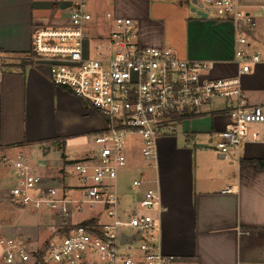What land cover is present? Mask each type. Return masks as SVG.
Instances as JSON below:
<instances>
[{
	"label": "built area",
	"instance_id": "obj_1",
	"mask_svg": "<svg viewBox=\"0 0 264 264\" xmlns=\"http://www.w3.org/2000/svg\"><path fill=\"white\" fill-rule=\"evenodd\" d=\"M192 1V7L208 16L214 12L229 18L237 44L248 45L255 19L240 0ZM56 6L57 21L34 29L26 60L47 69L52 83L100 114L104 126L93 136V154L71 163L66 171L79 181L72 195L40 174L42 165L24 154L11 160L17 182L9 199L52 214L62 224L43 250L30 235L0 237V264H177L176 257L162 249L164 206L158 178L133 180L129 190H136L137 205L131 214L123 206L118 179L128 165L127 141L140 138L146 166L157 170L159 139L223 101L229 125L210 147L225 157L240 152L259 138L252 128L264 123V109L250 104L242 86V77L260 63L261 52L237 48V75L211 77V62L185 60L171 48L143 44L139 24L132 18L112 11L95 15L87 10L86 0H59ZM2 73L0 64V77ZM139 209L155 210V215L147 213L141 219ZM126 212L129 216L123 221ZM85 213L88 217L73 221ZM125 228L134 229V234ZM123 236L132 241L122 243ZM134 242L140 243L135 250L119 248Z\"/></svg>",
	"mask_w": 264,
	"mask_h": 264
},
{
	"label": "crops",
	"instance_id": "obj_2",
	"mask_svg": "<svg viewBox=\"0 0 264 264\" xmlns=\"http://www.w3.org/2000/svg\"><path fill=\"white\" fill-rule=\"evenodd\" d=\"M240 3L255 19L246 47L237 44L229 18L203 19L191 12V0H97L93 13L132 18L143 44L171 48L185 60L211 62V77L237 75V48L260 51V63L242 77V86L250 104L264 109V0ZM55 6L56 0H0V197L6 180L17 182L11 160L18 154L35 164L42 159L43 176L72 195L79 181L66 171L93 154V136L104 126L94 111L57 88L47 69L26 60L34 29L52 19ZM228 125L226 103L216 101L159 139L157 170L146 166L140 147L141 156L128 158L119 174L118 181L132 173L135 179L158 178L162 249L177 264H264V169L255 165L264 161V123L252 128L257 140L222 158L210 143ZM55 147L61 152L57 170ZM131 184L121 193L125 202L135 201ZM227 188L231 193H223Z\"/></svg>",
	"mask_w": 264,
	"mask_h": 264
},
{
	"label": "rangeland",
	"instance_id": "obj_3",
	"mask_svg": "<svg viewBox=\"0 0 264 264\" xmlns=\"http://www.w3.org/2000/svg\"><path fill=\"white\" fill-rule=\"evenodd\" d=\"M58 2L59 0H56V3ZM96 3L97 0H86L87 10L93 13L97 6ZM55 8L56 9L52 14L53 17L51 16L52 19L46 18L44 21L46 24L44 23L43 25H50L51 23L53 24V22L57 21L60 12L58 10V6H55ZM211 15L214 16V12H212ZM49 19H51L50 24L48 23ZM62 90L65 91L64 89ZM69 94L72 95L71 93ZM83 106L85 109L86 108L88 109V107L85 104H83ZM67 108L70 109L69 106ZM71 114L77 115L74 112V110L71 111ZM95 114L99 118L102 117L97 112H95ZM178 138H179L178 143H181L182 142L181 137ZM69 144L70 141L68 142V145ZM91 144H93V142ZM140 147H141L140 138L138 137L129 138L126 144L128 158H132L134 157V155H140ZM51 155L53 156V160H54L53 166H56L55 169L57 170L59 168L57 164L61 160V152L59 151L58 148L55 147L52 150ZM36 163H40L43 167H45L42 159L36 161ZM59 172L60 171H57V173ZM39 173L43 175L41 170H39ZM136 177L137 174L135 173L126 174L125 177H122L121 175L119 180L120 193H125L126 187L130 183H132ZM4 183H5L4 184L5 188L0 197V237L14 236L18 233L24 235H30L36 241L35 243L36 248H38L39 250H43V248H45L44 246L46 245V243L49 240H51L56 233L60 232L59 227L61 226L62 222L52 214L36 212L29 208H24L21 205L11 201L8 197V191L11 190L16 185V183L14 180H10V179L6 180ZM136 205L137 204L133 202L123 201V206L127 207V211L130 212V214L135 210L134 207ZM128 212H126V214L123 216L121 215V219L123 221H127V217L129 216ZM139 212H140L139 218L141 219H143L144 215H146L147 213H150L153 216L155 215V210L153 212H147L146 210L139 209ZM88 215H89L88 213H85L81 216H76L73 219V221L77 222L81 220L83 217H88ZM123 230L128 234H134L135 232V230L131 228H125ZM139 245H140L139 242H134L125 246H120L119 248L122 252H126L127 250H135V248H137Z\"/></svg>",
	"mask_w": 264,
	"mask_h": 264
},
{
	"label": "water",
	"instance_id": "obj_4",
	"mask_svg": "<svg viewBox=\"0 0 264 264\" xmlns=\"http://www.w3.org/2000/svg\"><path fill=\"white\" fill-rule=\"evenodd\" d=\"M193 3H196L195 0L192 1ZM191 12L195 13L197 16L203 18V19H206L208 18V14L205 13V12H202L200 10H196L194 7L191 9ZM222 158H225L224 155H221ZM132 241V238H129V237H126V236H123L122 238V243H126V242H130Z\"/></svg>",
	"mask_w": 264,
	"mask_h": 264
},
{
	"label": "trees",
	"instance_id": "obj_5",
	"mask_svg": "<svg viewBox=\"0 0 264 264\" xmlns=\"http://www.w3.org/2000/svg\"><path fill=\"white\" fill-rule=\"evenodd\" d=\"M255 165L260 169H264V161L255 162Z\"/></svg>",
	"mask_w": 264,
	"mask_h": 264
}]
</instances>
